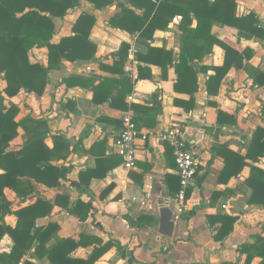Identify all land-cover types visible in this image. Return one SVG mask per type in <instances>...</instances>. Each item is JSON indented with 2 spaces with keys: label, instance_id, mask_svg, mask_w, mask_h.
<instances>
[{
  "label": "crops",
  "instance_id": "1",
  "mask_svg": "<svg viewBox=\"0 0 264 264\" xmlns=\"http://www.w3.org/2000/svg\"><path fill=\"white\" fill-rule=\"evenodd\" d=\"M108 6L97 9L92 3L82 1L80 7L71 9L63 18H55V33L52 44L74 35L73 29L83 14L91 15L96 23L90 35V42L97 47L96 61L71 62L63 60L59 70H52L42 97L22 91L16 97L7 99L19 109L17 121L30 118L46 121L50 136L61 135L69 142L70 154L66 160H55L52 164L69 169L61 185L49 189L42 184L31 182L34 193L21 200L10 188L4 190L13 212L34 204L39 198L54 204L58 196L69 199V208L78 202L90 204L92 211L86 221H80L65 208L54 206L52 213L37 221L38 227L57 224L59 239H73L78 247L71 253L75 259L88 260L96 250L107 252L95 264H129L119 252L118 242L133 256V264H249L247 255L240 250L244 244L253 243V237H264V207L249 205L247 199L251 190L244 185L251 169L233 178L228 185L218 183L224 167L220 157L213 156L218 144L227 145L230 150L245 155L255 130L264 128V87L254 84L244 70L232 68L222 82L218 96H210L206 82L213 72L198 76V91L194 95V107L186 111L175 106L174 100L189 102L191 96L175 91L178 80L175 68L167 65L164 71L160 62L144 63L139 55H147L149 48H163L172 53L174 62L182 47L180 22L169 24L166 30H158L153 39H145L139 33L129 34L115 28L111 20L122 8L123 0H111ZM213 1V0H212ZM237 16L254 12L264 26V0H236ZM137 15L143 11L128 6ZM179 17V16H177ZM176 18V17H175ZM193 22L192 27H196ZM212 34L227 41L233 47L254 52L249 65L264 72V45L258 39L245 40L238 37L233 27L214 26ZM123 44L129 45L128 58L121 68L122 73L113 72L118 61L117 53ZM225 52L218 46L206 56L202 66H221ZM47 48H33L30 52L32 63L48 64ZM130 69L133 81L126 68ZM148 68L147 77L140 78L139 68ZM76 78L71 84L66 80ZM128 80L132 92L123 103L113 106L106 95L110 86L94 101V87L103 80ZM82 80L81 82H78ZM117 89L121 86L116 85ZM6 82L0 77V95L5 96ZM116 92V91H115ZM8 101V102H9ZM214 102L217 105H211ZM127 106L128 110L122 107ZM147 108L150 112L134 109ZM158 108V113L154 109ZM223 111L236 119L235 125H221L217 113ZM131 114L140 136L136 142V166L127 170L118 154L117 141L123 129V117ZM156 115V125L150 128ZM179 127L185 145L200 160L198 174L191 188L190 197L184 201V211L179 215L178 176L174 150L159 140V136ZM46 144L52 148V138ZM27 141L23 129L11 142V150H19ZM104 142L102 146H97ZM256 166L264 170V158ZM4 172L0 169V175ZM222 193L218 200L214 193ZM161 204H169L177 216L172 237L159 234ZM192 213V215H190ZM229 215L237 218L233 232L223 241H216L215 235L221 228L216 219L209 218ZM18 218L5 217V224L15 228ZM212 224V225H211ZM51 242L50 244H52ZM14 242L9 235L0 242V254H10ZM51 264L47 257L36 255L33 247L20 264ZM255 258L251 264H259Z\"/></svg>",
  "mask_w": 264,
  "mask_h": 264
},
{
  "label": "trees",
  "instance_id": "2",
  "mask_svg": "<svg viewBox=\"0 0 264 264\" xmlns=\"http://www.w3.org/2000/svg\"><path fill=\"white\" fill-rule=\"evenodd\" d=\"M82 1L92 3L97 9L112 3L111 0H0V77L2 76L6 82L5 96L0 95V169L4 172L0 175V242L5 235H9L14 242L10 254H0V264H20L33 247L36 255L47 257L51 264H95L109 249L108 246L96 250L88 260L75 259L70 255L78 244L73 239H59L57 224L37 226V221L49 216L55 205L65 208L80 221H86L92 211L90 204L78 202L69 208V199L58 196L54 204L39 198L34 204L13 212V204L4 194V190L10 188L24 201L34 193L31 182L55 189L61 185L62 179L67 178L69 169L52 164V161L68 158L70 151L67 139L61 135L51 137L46 121L30 118L17 121L20 109L7 99L16 97L22 91L42 97L50 72L59 70L63 60L96 61L97 47L89 40L96 23L91 15L80 16L74 26L73 36L62 39L59 44L51 43L55 33L53 20L65 17L69 10L80 7ZM119 5L122 12L111 20V25L129 34L139 33L145 39H153L156 31L166 30L175 17H182L178 26L182 47L175 62L172 53L163 48H149L147 55H139L140 61L148 64L158 63L155 59L157 57L165 58L164 63L155 64L160 65L164 71L167 70L168 64L175 68L178 76L175 91L191 96L188 103L175 99V106H183L186 111L193 109L200 73L208 75L210 71L213 72L206 82L210 96H218L222 82L232 68L244 70L255 85L264 87V72L248 64L254 52L248 48L242 49L239 44L233 47L212 34L214 26L233 27L238 30L240 39H258L264 45V26L259 17L254 12L246 16H237L236 0H123ZM128 6L143 11V15H137ZM195 21L197 25L192 27ZM215 46L225 52L223 65L211 67L200 65L205 57L213 52ZM43 47L49 51L48 64L32 63L31 50ZM128 52L129 45L123 44L117 53L118 61L113 72L122 73L121 68L128 58ZM147 71L148 68H139L141 79L147 77ZM75 79L70 78L66 82L71 84ZM117 84L121 86L119 89L116 87ZM108 86L111 89L105 98L111 100L113 106L123 103L126 96L132 92L130 81L106 79L94 87L95 102L100 101L99 97ZM210 103L217 105L214 102ZM122 108L128 110L127 106ZM134 109L151 111L137 106H134ZM154 110L159 112L158 108ZM151 118L153 122L148 126L153 128L157 121L156 115ZM262 119L264 122V109ZM135 120L137 123L138 118ZM217 120L223 126L236 124V119L223 111L217 113ZM19 129L25 131L27 141L19 150H11V142L19 136ZM50 137L53 141L52 148L46 144ZM103 144L104 142H101L97 146ZM213 156L224 161L218 178L221 185H228L233 178H237L246 167H249L250 176L244 182L251 190L247 204L264 207V170L255 165L264 158V128L258 127L255 130L245 155L230 150L227 145L218 144L213 148ZM177 178L178 192L180 180ZM190 193L189 189L187 199ZM220 197L222 193L217 192L213 194L212 199L214 201ZM11 214L18 218L15 228L5 224V217ZM211 219H216L222 225L214 237L216 241H223L229 236L237 222V218L229 215L209 218V221L214 223ZM51 242L53 243L50 244ZM113 244L117 246L123 258L129 264H133L131 253H127L118 242ZM240 251L247 255V263L251 264L255 258H260L259 264H264V237L254 236L253 243L244 244Z\"/></svg>",
  "mask_w": 264,
  "mask_h": 264
},
{
  "label": "built area",
  "instance_id": "3",
  "mask_svg": "<svg viewBox=\"0 0 264 264\" xmlns=\"http://www.w3.org/2000/svg\"><path fill=\"white\" fill-rule=\"evenodd\" d=\"M182 20V17H176L173 19L174 23H178ZM125 73L129 74L133 81L137 80L136 76H131L130 69L127 67ZM140 136V132L134 121V117L131 114H127L123 117V129L120 132L119 139L117 141L118 154L123 159L124 167L127 170H132L136 166V142ZM159 140L174 150L176 171L180 180V192L178 194V207L177 213L182 214L184 211V201L189 188H191L195 182V177L198 174L200 160L185 145L183 133L179 127H174L168 132H165L159 136Z\"/></svg>",
  "mask_w": 264,
  "mask_h": 264
},
{
  "label": "water",
  "instance_id": "4",
  "mask_svg": "<svg viewBox=\"0 0 264 264\" xmlns=\"http://www.w3.org/2000/svg\"><path fill=\"white\" fill-rule=\"evenodd\" d=\"M160 216V226H159V234L172 237L175 228V222L177 220V216L175 215L172 208L169 204H161L159 209Z\"/></svg>",
  "mask_w": 264,
  "mask_h": 264
}]
</instances>
